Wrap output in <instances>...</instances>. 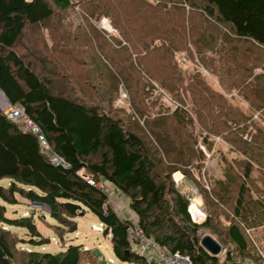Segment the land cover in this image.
Instances as JSON below:
<instances>
[{
    "label": "trees",
    "instance_id": "trees-1",
    "mask_svg": "<svg viewBox=\"0 0 264 264\" xmlns=\"http://www.w3.org/2000/svg\"><path fill=\"white\" fill-rule=\"evenodd\" d=\"M84 1L90 2L84 27L77 26L75 35L59 33V39L72 41L73 47L60 49L59 59L56 50L50 54L58 74L50 67L37 71L17 46L24 40L23 48L34 55L35 30L56 12L66 13L73 0H0V90L10 105L25 108L51 151L68 163L52 164L37 137L6 118L0 108V181L11 180L9 187L0 183V199L15 204L18 192L46 206L69 232L77 230L74 217L87 208L104 225V234L111 235L112 251L120 261L149 264L131 251L127 236L131 221L122 220L108 204V194L98 187L106 181L129 197L130 209L147 235L170 251L187 254L193 264H228L235 257L264 264L247 231L264 225V0H198L171 22L164 21L166 15L172 16L168 9L165 13L156 6L148 9L144 0ZM125 9L127 18L122 16ZM115 10L120 16L111 19ZM101 14L111 19L121 37L97 28L94 21ZM193 14L203 19L192 21ZM135 17L144 25H137ZM153 18L162 23L154 25ZM191 43L198 54L207 47L217 56L214 62L197 61L218 77L223 88L237 90L247 102L246 110L229 103L202 73H188L178 65L175 54L182 50L194 58ZM56 74L59 81L48 77ZM119 86L132 108L127 116L137 118L136 131L127 127L128 120L86 100L104 102ZM155 89L177 102L169 114L145 112L147 96ZM194 119L205 132V142L210 134L226 131L234 134L228 141L235 151L246 157L240 183L227 172L225 179L206 190V216L200 222L192 219L185 194L171 188L172 173L196 157L191 147L196 141L188 129ZM253 164L260 171L255 186L248 181ZM228 214L225 234L235 256L227 255L219 263L217 255L201 246L198 231H214V216ZM2 223L25 228L32 246L50 242L31 216H6L0 203V264L25 262L16 258L13 239ZM83 252L78 243L57 252L31 250L25 264H80Z\"/></svg>",
    "mask_w": 264,
    "mask_h": 264
},
{
    "label": "rangeland",
    "instance_id": "rangeland-1",
    "mask_svg": "<svg viewBox=\"0 0 264 264\" xmlns=\"http://www.w3.org/2000/svg\"><path fill=\"white\" fill-rule=\"evenodd\" d=\"M130 1L134 2L135 0ZM144 1L148 2V5H146V8L148 9H153L154 6H156V8L161 10L163 13H165V9H168L172 16H165L164 21L167 22L178 19L188 11L190 4L198 2V0ZM73 2L74 4L66 13L60 16V13L56 12L48 22L40 25L38 29H36L37 31L35 30L34 39L37 43L35 44L36 48L34 49H36V53L34 55L30 54V50L23 48L25 45L23 42L24 40L19 42V45L17 46L18 51L24 55L27 60L31 61L35 65L37 71H41L47 69V67H50L52 70H56L59 74V69L56 68V63L50 58L52 57L50 54L53 50H56L55 58L59 59L60 49L67 50L73 47L71 46L73 44L72 41L60 40L59 33L63 31L65 34L75 35L76 32L78 33L76 28L77 26L84 27L85 21H83V15L85 11H88L90 2H85L84 0H73ZM151 5L153 7H151ZM146 8H143L144 11L148 10ZM197 8L200 9L201 7L198 6ZM140 15L141 14L139 13V18ZM193 15L194 20L192 21H197L198 23L199 20L203 19V17L198 14ZM118 16L120 15L117 10L110 13L111 19L117 18ZM122 16L125 18L128 17L126 9L123 10ZM139 18H134L136 20L135 23L137 25L143 26L144 24L140 22ZM111 19H108L107 17H104L103 14H101L99 15L98 19L94 21V23L99 30L121 37L113 24H111ZM153 20L157 21L154 25L162 23L161 19L159 22L156 18H153ZM28 32L29 30H26V33ZM199 36L200 35L198 34V38ZM84 38L87 37L84 36ZM89 40H92L91 42H93V39ZM207 40H211L210 37L207 36ZM191 45L193 49L192 55L194 58L189 57V53L187 54L186 50H182L180 53L175 54V59L178 65L182 67L183 70L188 71V73H202V75L206 77L205 79L207 83H210L215 90H220L229 103L237 104L246 110L248 105L247 102L241 97L242 95H239L235 89L227 90L226 88H223L221 83L218 82V77L213 74L209 68H205L197 61V59L199 61H201L200 59H206L214 62L217 56L210 50H207V47H202L201 52L198 54L197 47L192 43ZM43 50L49 55L47 56L44 52H42ZM48 62H50V64ZM258 70L259 69H257V71ZM58 74L48 77H51L54 81H59ZM121 85L122 84H120V86ZM120 86L119 90L115 92L111 98L106 97L104 102L98 101L95 98H87L86 100H89L88 102L101 105L105 112L109 114L128 120V122L125 121L127 127L130 129L132 127V129L136 131L134 126L136 127L135 124L137 122L135 119L137 118L130 119L127 116L126 113H129L130 111L132 112V108L129 104L128 95L124 90L121 89ZM159 92L161 91L155 89L152 95L147 96L149 100L145 112L150 116H155L158 114L167 115L177 106L176 101L172 100L165 93H162L161 95L158 94ZM1 102L5 103L7 100L0 93V104ZM130 124L131 126H129ZM188 129L192 133V138H194L196 141L195 144H191V147L194 150L195 156L197 158L194 156L195 158L192 160L190 165H181L183 168H180L179 170H176L172 173L171 178L173 181V187L171 188L176 189L183 194H185V192L192 187L197 189V198L200 199L198 208L202 211L203 215H201L199 210L193 211V214L195 216V220L200 222L206 216L204 210V196L207 193L206 190L210 191L212 184L217 185V180L225 179L227 172L235 178L237 183H240V175L242 173L246 157L235 151L233 148L234 146L229 143L228 138H233L234 134L228 133L226 131L217 135L210 134L205 142L203 140L205 132L203 130L201 132V129L199 128V125L195 119L194 125ZM163 162L165 163V161ZM251 171V178H249L248 181L250 182L251 186H255L253 183L255 179L260 176V171L256 164L252 165ZM10 182L11 180L9 178H4L0 181V183L5 187H9ZM27 188L29 187L25 186V189ZM233 188L235 187L232 186V189ZM106 193L108 194V204L122 220L137 222L134 212L130 209L128 196L118 191L116 188H108ZM14 197L17 201L15 204H7L2 199H0V203L5 206V215L9 217L31 216L37 229L44 237H48L50 241L48 244L32 246L28 242L29 236L27 235V230L25 228L8 226L5 223H2V229L8 231L10 238L13 239L16 258L18 260L25 261L24 264L26 263V254L28 251L40 250L57 252L61 249H64L69 243H78L83 245L84 252L82 253L80 264H104L102 263L103 259L106 260L105 264H119L121 262L112 251V243L110 240L111 235L104 234L103 232L104 225H102V230L94 229V227H99V223L101 222L98 221L97 217H95L89 211V209L85 208L83 211L78 212L76 217H74L77 230L74 232H69V226L59 224L57 220L52 218L46 206L32 203L18 192L14 193ZM228 209L230 210L231 206H229ZM81 212L83 213L81 214ZM227 217L224 215H215L213 221L214 231L209 228H201L198 231V237L200 240L204 235L209 234L220 243L221 251L217 254L219 263L227 258V255L231 256V253H233V244L231 241L227 240L225 234V227L228 225L231 219L230 214H228ZM248 232L250 233V236H252L251 239L253 240L252 241L250 238H248L249 242L253 243L254 249H256V252L260 256L262 262H264V225L249 229ZM233 256H235L234 253ZM19 263L21 264V262ZM123 264L130 263L124 262ZM228 264H232L231 261Z\"/></svg>",
    "mask_w": 264,
    "mask_h": 264
},
{
    "label": "built area",
    "instance_id": "built-area-1",
    "mask_svg": "<svg viewBox=\"0 0 264 264\" xmlns=\"http://www.w3.org/2000/svg\"><path fill=\"white\" fill-rule=\"evenodd\" d=\"M3 103L4 102H1L0 106L6 118L18 123L24 132L34 134L38 139L41 152L49 158L52 164L62 167L68 166V163L61 156L51 151L47 139L42 133L39 125L30 115L27 114L25 108L22 105H10L8 103L7 106L3 107ZM87 181L91 184H94V181L91 178H88ZM98 187L104 192H106L108 188L114 189V187H112V185L106 181H100L98 183ZM185 196L189 202L188 210L192 219L195 220L193 211L199 210V212L203 215L202 211L198 208L200 199L197 198V189H195L194 187L190 188L185 192ZM98 230H102V224L98 227ZM127 236L131 251L138 254L146 263L193 264L190 256H188L187 254H182L178 251H170L167 247L162 246L153 237L147 235L144 228L136 221H131L130 223H128ZM231 256L233 257V253H231ZM233 263L245 264L243 260L236 257L233 260L232 264Z\"/></svg>",
    "mask_w": 264,
    "mask_h": 264
},
{
    "label": "water",
    "instance_id": "water-1",
    "mask_svg": "<svg viewBox=\"0 0 264 264\" xmlns=\"http://www.w3.org/2000/svg\"><path fill=\"white\" fill-rule=\"evenodd\" d=\"M2 96H4V94L1 92ZM8 102H5L2 104V106H7ZM83 212H81L82 214ZM196 221V220H195ZM201 246L207 251L209 252L211 255H217L220 251H221V245L219 242H217L211 235L206 234L201 238L200 241ZM119 264H123V262H120Z\"/></svg>",
    "mask_w": 264,
    "mask_h": 264
},
{
    "label": "crops",
    "instance_id": "crops-1",
    "mask_svg": "<svg viewBox=\"0 0 264 264\" xmlns=\"http://www.w3.org/2000/svg\"><path fill=\"white\" fill-rule=\"evenodd\" d=\"M257 114H258V112H256V113L254 114V118H257ZM135 217H136V215H135ZM136 220H137V217H136ZM99 224L101 225L102 223H99ZM102 225H103V224H102ZM102 261H103V262H102ZM102 261H101L102 263H104V264L106 263V260L103 259ZM243 261H244L245 264H253L252 261H251V259L248 258V257L244 258ZM121 262L124 263V261H121ZM233 264H234V263H233Z\"/></svg>",
    "mask_w": 264,
    "mask_h": 264
},
{
    "label": "bare ground",
    "instance_id": "bare-ground-1",
    "mask_svg": "<svg viewBox=\"0 0 264 264\" xmlns=\"http://www.w3.org/2000/svg\"><path fill=\"white\" fill-rule=\"evenodd\" d=\"M202 215V214H201ZM195 219V218H194ZM197 221V220H196ZM97 226V225H96ZM94 229H98V227H94Z\"/></svg>",
    "mask_w": 264,
    "mask_h": 264
}]
</instances>
